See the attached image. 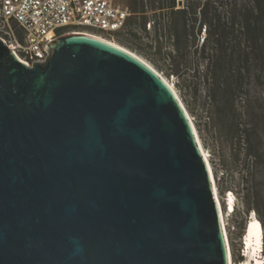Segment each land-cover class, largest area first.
<instances>
[{
	"label": "water",
	"instance_id": "water-1",
	"mask_svg": "<svg viewBox=\"0 0 264 264\" xmlns=\"http://www.w3.org/2000/svg\"><path fill=\"white\" fill-rule=\"evenodd\" d=\"M43 61L0 39V264H230L213 178L176 91L107 40Z\"/></svg>",
	"mask_w": 264,
	"mask_h": 264
},
{
	"label": "rangeland",
	"instance_id": "rangeland-1",
	"mask_svg": "<svg viewBox=\"0 0 264 264\" xmlns=\"http://www.w3.org/2000/svg\"><path fill=\"white\" fill-rule=\"evenodd\" d=\"M116 1L128 8L125 26L114 33L97 34L114 39L143 57L175 85L208 153L225 213L233 264H253L250 257L244 256L248 251L244 242L246 225L253 217L262 227L263 251L259 260L264 263V177L261 165L255 159L264 148V84H251L243 93L233 95L235 101L228 105L223 106L219 102L213 105L208 86L189 73L174 71L167 55L177 39L180 42L187 39L190 44L200 43L204 26L199 31L197 21L193 33L185 37L180 23L176 30L172 29L170 11L152 9V0H143L144 12L131 11L130 0ZM200 5V0H175V9L188 7L191 14L195 12L197 17ZM157 21L165 25L164 33L159 37L160 43L155 38L154 25ZM190 51L191 57L194 56L192 47ZM245 98L257 99V102L249 107L242 100ZM249 150L251 154H248ZM228 194L234 198L232 212L226 210Z\"/></svg>",
	"mask_w": 264,
	"mask_h": 264
},
{
	"label": "trees",
	"instance_id": "trees-1",
	"mask_svg": "<svg viewBox=\"0 0 264 264\" xmlns=\"http://www.w3.org/2000/svg\"><path fill=\"white\" fill-rule=\"evenodd\" d=\"M130 1L131 11H145L143 0ZM200 4L199 17L188 7L175 9V0H152L151 8L169 10L172 29L180 23L185 37L193 33L197 21L199 31L204 26L200 43L177 39L167 55L174 71L202 81L209 88L211 103L225 106L235 101L233 95L243 93L251 84H264V0H200ZM164 27L159 21L154 25L159 43ZM242 100L249 107L257 102L252 98ZM255 159L264 177V148Z\"/></svg>",
	"mask_w": 264,
	"mask_h": 264
},
{
	"label": "built area",
	"instance_id": "built-area-1",
	"mask_svg": "<svg viewBox=\"0 0 264 264\" xmlns=\"http://www.w3.org/2000/svg\"><path fill=\"white\" fill-rule=\"evenodd\" d=\"M128 8L116 0H0V39L29 66L45 46L69 33L121 30Z\"/></svg>",
	"mask_w": 264,
	"mask_h": 264
},
{
	"label": "bare ground",
	"instance_id": "bare-ground-1",
	"mask_svg": "<svg viewBox=\"0 0 264 264\" xmlns=\"http://www.w3.org/2000/svg\"><path fill=\"white\" fill-rule=\"evenodd\" d=\"M80 34H85V35H89V36L98 37V38L107 40L109 42H112L114 44H117V45L121 46L114 39H109V38L103 37L101 34L91 33V32H87V31H84V32H82ZM124 48H126V47H124ZM127 50H129V49H127ZM129 51H131V50H129ZM131 52H133V51H131ZM133 53L136 54L135 52H133ZM139 57L141 59H143L145 62H147L150 66L153 67V65H151L143 57H141V56H139ZM153 68L165 79V77L163 76V74L159 70H157L155 67H153ZM165 81L168 82V84H170V86L176 91V93L178 94L179 98L181 99L177 89L175 88V85L173 83H171V81H169L168 79H165ZM181 102L183 103L182 99H181ZM183 105H184V103H183ZM188 114H189V117H190L191 121L193 122L194 127H195L193 117L190 115L189 112H188ZM195 131H196V134H197L201 149H202V151L204 153V156H205V158L207 160V163L209 165V169H210V172H211V175H212V178H213V183H214V188H215V196H216V199H217V202H218V205H219L221 219H222L225 235H226L228 246H229L230 264H233V260L231 258L229 239H228V234H227V229H226V223H225V213H224V210L222 208V203H221V200H220L218 192H217V187H216L215 177H214V174H213V169H212L211 163H210L209 158H208V153H207L205 147L203 146V144L201 143V140L199 138V135H198L196 127H195ZM232 209L234 210V198H233V196L231 194H228L227 195V199H226V210H228V212H230ZM245 233H246L245 245H246L247 248L248 247L250 248V250L252 252V255H256L258 253V251L260 250V247H261V244H262V235H263L262 234V227H261L260 223L258 222V220L256 219V217H253V219L250 220L247 223ZM255 262L257 264H261V260H259L258 258H255Z\"/></svg>",
	"mask_w": 264,
	"mask_h": 264
}]
</instances>
